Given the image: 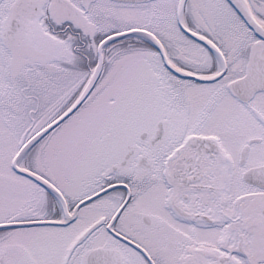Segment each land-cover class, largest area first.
Returning a JSON list of instances; mask_svg holds the SVG:
<instances>
[{"label": "snow or ice", "instance_id": "snow-or-ice-1", "mask_svg": "<svg viewBox=\"0 0 264 264\" xmlns=\"http://www.w3.org/2000/svg\"><path fill=\"white\" fill-rule=\"evenodd\" d=\"M0 264H264V0H0Z\"/></svg>", "mask_w": 264, "mask_h": 264}]
</instances>
